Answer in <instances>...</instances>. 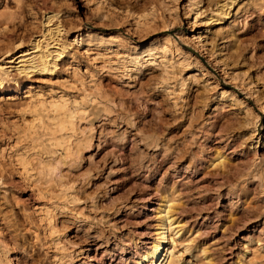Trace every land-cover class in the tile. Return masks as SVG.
Instances as JSON below:
<instances>
[{"label":"rangeland","instance_id":"1","mask_svg":"<svg viewBox=\"0 0 264 264\" xmlns=\"http://www.w3.org/2000/svg\"><path fill=\"white\" fill-rule=\"evenodd\" d=\"M224 1L0 0V264H137L169 199L170 264H264V0Z\"/></svg>","mask_w":264,"mask_h":264},{"label":"bare ground","instance_id":"2","mask_svg":"<svg viewBox=\"0 0 264 264\" xmlns=\"http://www.w3.org/2000/svg\"><path fill=\"white\" fill-rule=\"evenodd\" d=\"M233 1L234 0H231L230 2L224 1L222 3H218L216 10H215L216 14L214 15L216 18L213 20H218L220 18L219 17L220 15L226 14L227 13L226 9L230 7ZM53 17L55 16L54 15L48 16L47 21H46V27H47L46 29L48 32V33L46 32L47 33L46 35H49L50 38L49 36L48 38L51 40L52 38L55 37V34L61 31L59 24L53 23L52 21ZM52 25L54 26L56 25V26L52 27ZM64 48H65L64 44L60 42L59 39H53L52 43L49 40V42H47L45 46H43V44L40 43V40H38V42H36L34 46V50H32L31 52L21 51L17 57L11 60V62H16L18 64L19 70H25L29 72L31 70L33 71V69L35 70L36 69H43V70L48 69L49 70L51 64L56 63L57 58L60 57L61 54H63L62 52H64L63 51ZM169 153H172L173 155V152L171 151V149H169ZM181 154L184 155V152L182 151ZM193 159H195V157ZM216 160H218V158L211 159L212 165L227 168V162L229 163V160H227V158H224L222 160L219 159L218 163H215ZM195 162H193V165L195 164ZM173 202L174 201L171 199L167 200L165 202L167 203L166 207H164V209L159 210L158 216L159 218H161L162 223L159 226H157V238L153 242L150 249L143 255L141 260L137 261V264H142L141 261H143V263L146 262L148 264H170L171 263L174 257V254H175L174 253V240L171 239L170 237L169 239L165 231L167 228H171L173 225L179 226V224L176 223V220H175L176 218H174V213H173L174 203ZM161 205L159 206V208H161Z\"/></svg>","mask_w":264,"mask_h":264}]
</instances>
